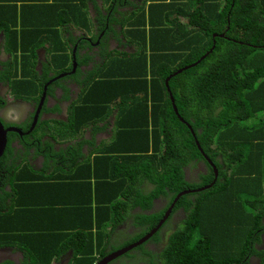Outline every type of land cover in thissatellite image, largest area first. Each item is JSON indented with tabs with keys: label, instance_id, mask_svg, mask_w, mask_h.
<instances>
[{
	"label": "trees",
	"instance_id": "trees-1",
	"mask_svg": "<svg viewBox=\"0 0 264 264\" xmlns=\"http://www.w3.org/2000/svg\"><path fill=\"white\" fill-rule=\"evenodd\" d=\"M196 2L188 26L175 23L150 31L149 69L143 59L149 48H138L121 54L137 57L134 62L104 63L100 78L90 79L92 73H87L80 81L77 105L80 97L89 103L119 98L128 107L111 148L122 152L114 164L128 163L129 156L134 165L128 177L121 175L116 182L119 197L112 206L113 224L106 242L112 229L128 219L136 229L119 234L121 239L114 243L120 246L155 227L163 209L147 211L158 195L171 201L179 191L209 185L179 197L178 208H184L186 217L160 253L146 245L137 248L152 264H264V0ZM128 3L140 8V0ZM130 19L141 23L144 16L135 12ZM131 35L142 44V32L133 30ZM100 55L107 56L103 48ZM198 59L169 78L168 90L166 77ZM81 74L77 69L72 77ZM173 104L188 124L179 120ZM75 111L68 122L51 129L56 133L52 139L80 131L86 122L79 121ZM9 136L10 141L16 133ZM43 146L52 148L51 139ZM12 149L8 144L0 159V167L8 169L0 181L8 178V183L15 177L11 172L15 164L7 162L5 153ZM107 158L98 160L104 159L105 165ZM200 162L205 169L198 178L187 177L186 169ZM0 189L5 196L10 194L2 185ZM155 232L152 238L159 245L162 239L159 230ZM101 255L90 257L91 264ZM50 258L37 257L44 264Z\"/></svg>",
	"mask_w": 264,
	"mask_h": 264
},
{
	"label": "crops",
	"instance_id": "crops-1",
	"mask_svg": "<svg viewBox=\"0 0 264 264\" xmlns=\"http://www.w3.org/2000/svg\"><path fill=\"white\" fill-rule=\"evenodd\" d=\"M14 1L16 5H7L13 6L11 9L0 8V50L11 59L7 65H11L9 69L10 78L14 81L13 89L17 87L22 92L34 91L35 94L40 93L42 81L49 76V72L55 76V73L72 66L70 63L74 50V62L85 64L79 59L78 49L95 47L101 32H113V37L120 41L123 38L124 46H120L124 49L119 51L134 53L138 48H149L143 58L147 66L144 69H149L150 31L175 23H186L188 26L187 17L197 3V0H140V8L137 9L128 3L129 0ZM87 10L89 12L85 13ZM135 12L144 16L143 22L136 23L133 20L131 23L130 18ZM4 13L12 18L19 16V19L9 26L3 19ZM133 30L143 33L144 40H140L142 44L131 35ZM172 38L173 35L169 36V39ZM119 51H113L101 65L96 64L86 73L77 67L82 72L75 78L79 90L80 81L86 79L83 75L92 73L90 79L103 75L104 63L123 65L124 61L131 63L137 58L122 56L124 52ZM3 78H6V74ZM65 89L66 94H70ZM79 102L77 119L87 121L90 128L86 132L92 135L102 132L103 137L96 141L90 140L88 147L83 150L82 144L73 137L82 136L83 128L72 137L52 139L53 146H66L59 152H71L67 157L63 155L68 164L62 159L49 164L46 170L43 167L40 170H21L8 183V198L0 200V233L7 236L3 241L8 242L11 253L30 255L38 264L46 263H41L38 256H51L52 262L68 250V255L74 257L75 261L78 259L73 264H91L90 257L101 255L117 229H112L106 242L105 237L113 224L112 206L119 197L116 182L118 179L121 181V175L128 177L129 168L134 165L132 160L129 163V152L125 153L128 163L114 164L115 158L121 157L122 152L111 148L118 124L128 114V107L119 98L111 99L110 102L89 103L80 97ZM57 121L51 124L52 128L59 125ZM84 151L88 153L87 156L81 153ZM105 155L108 158L104 165V159H98ZM84 256L88 257L85 262Z\"/></svg>",
	"mask_w": 264,
	"mask_h": 264
},
{
	"label": "flooded vegetation",
	"instance_id": "flooded-vegetation-1",
	"mask_svg": "<svg viewBox=\"0 0 264 264\" xmlns=\"http://www.w3.org/2000/svg\"><path fill=\"white\" fill-rule=\"evenodd\" d=\"M104 32H101L99 35V41L95 47H82L78 49L79 59L85 61V64H77L74 62L75 60V50L72 53L73 60L72 66L62 71L61 73H55V76H52V72L48 73V77L43 79L42 83L43 86L40 90L39 94H35L34 91L32 92H22L21 88L13 89V84L7 81L5 74L9 71L11 75L9 67L11 65H7L11 62V59L4 54L0 50V121L4 125L5 128L12 127L15 130H10L7 132V145L13 147L12 150L5 153L7 157L8 163H14L15 168L11 170L15 175L19 173L21 170L26 171L25 168H32V169H42L46 170L45 168L55 162H59L63 159V155L66 157L71 154V152H59L61 148H66V146H43V143H40L41 137L45 135L43 133L39 138H34V133H39V128L44 123H49V128L52 129L51 124L54 123L55 120H58L57 123L62 124V122L66 123L70 120L71 114L77 108V103L75 102V96L79 92V84L77 85L75 82V78L72 77V74L75 73L77 67H79L83 73H86V70L93 68L96 64L101 65L103 61H105L106 56L100 55V50L103 48V53L107 54V56L112 53L113 51L123 50L120 45L124 46V40H117L113 37V32H108L105 37ZM104 35V36H103ZM121 37V35H119ZM100 41L102 42V46L100 45ZM95 44V43H93ZM116 46L115 48H113ZM127 51V50H126ZM125 52V51H119ZM81 86H83L81 84ZM9 87V88H8ZM70 91V94H66V89ZM15 90H19L20 92H13ZM74 94V95H73ZM73 95V96H71ZM57 106L59 110H57ZM76 112V111H75ZM87 122V121H85ZM84 129V133L81 134L82 136H73L76 142L78 140L79 144H82V150L85 147H88L90 140L96 141V139H100L103 137L102 132L97 134H91L90 132H86L89 130L90 126L86 123L81 126V129ZM80 129V130H81ZM10 132L16 133V136L13 137L12 140L9 141L8 137ZM80 132V131H79ZM86 132V133H85ZM49 136V135H48ZM12 138V137H10ZM52 141L51 136L49 137ZM28 140H32L31 146L28 147V152H24V148ZM35 144V146H33ZM4 149V152L7 150ZM55 150L56 152H54ZM3 152V153H4ZM2 153V155H3ZM83 155L87 156V152H81ZM0 156V159L2 158ZM81 156V155H80ZM64 163L68 164L67 159H63ZM29 162V164L27 163ZM205 164L200 162L197 164L196 167L192 168V170L187 169L186 176L194 177V179L198 178L199 172L204 171ZM8 169L0 167V176L6 173ZM15 171V172H14ZM22 171V172H23ZM11 174V173H10ZM9 174V175H10ZM8 181L6 180L0 181V185H2V189L8 190ZM191 181V180H190ZM201 188V187H200ZM196 189L198 188H190L185 190H190L187 193H196L198 192ZM166 190H168L166 188ZM193 190V191H191ZM9 191V190H8ZM183 191V190H182ZM181 191L174 194L173 199L177 194ZM186 194V193H185ZM158 195V197L153 199L152 207L147 213L157 212L163 209L162 216L159 218L157 226L159 227L156 231L159 230L160 238L163 240L160 241L158 245L157 240L152 238L153 233L148 239L149 242L146 244L145 241L142 243L130 248L123 254H119L114 258L108 260L104 264H152L150 263L151 260L148 258L147 255L142 253L141 249H138L137 246L139 245H146L147 249L153 253H160L161 249L167 244V241L170 235L180 227L182 220L186 217L185 210L183 207L178 208L177 200L179 199L180 195L175 201L172 199H164V197ZM8 195H3L0 189V200L7 199ZM6 201V200H5ZM171 216L170 218H168ZM132 219H130L131 221ZM165 223L163 227L162 224ZM154 228V227H153ZM136 229L134 222H129V219L126 223H120L115 230L113 236L109 239L108 243L104 246V255L102 254L94 264H97L99 261L103 263V258H106L109 254H113L116 250L130 245L135 241H138L142 236L138 237L137 240H134L130 243L119 245L114 243V241L119 238V234L121 232H133ZM7 236L0 234V264H38V262H34V258L30 255H20V254H13L10 250L11 247L7 245L8 242L3 241L6 239ZM121 239V237L119 238ZM131 239V237L127 238L126 240ZM119 240L120 243L123 241ZM117 245H119L117 247ZM69 250L64 255H60L54 259V261H50L48 264H73L77 263L76 261H72L70 255H68ZM254 258V257H253ZM255 259V258H254ZM43 262V261H42ZM252 262V257H251Z\"/></svg>",
	"mask_w": 264,
	"mask_h": 264
},
{
	"label": "water",
	"instance_id": "water-1",
	"mask_svg": "<svg viewBox=\"0 0 264 264\" xmlns=\"http://www.w3.org/2000/svg\"><path fill=\"white\" fill-rule=\"evenodd\" d=\"M214 45H212L211 49L208 51L210 52L212 50ZM205 55H203L201 58H203ZM200 59H198L197 61L193 62V63H190L188 65H185L181 68H178L177 70H175L173 73H171L170 75H168L165 79V85L168 89V80L171 76L177 74V73H180L181 71H183L184 69H187L188 67H191L192 65H195L196 63L199 62ZM169 90V89H168ZM169 95H170V99L173 103V97L171 96V92H169ZM173 110L175 111V113L177 114L179 120L183 121V122H186L185 120H183L180 115L178 114L177 112V109H176V106L175 104H173ZM187 123V122H186ZM188 124V123H187ZM188 127H190L188 125ZM10 130H15V128H12V127H8V128H5L4 125L2 124V122L0 121V156L2 155V153L4 152V149H5V146L7 144V132L10 131ZM214 171H215V176L217 174V171L216 169L214 168ZM205 187H209V185L207 186H204V187H201V188H198L196 190H200V189H203ZM190 190H183L181 191L179 194H177L175 196V198L173 199L174 201L182 194H185L187 192H189ZM193 191V190H191ZM159 227V224L157 226H155L154 228H152L148 233H146L145 235H143L138 241H135L134 243L130 244V245H127V246H124L118 250H116L113 254H109L106 258H103V263H101L100 261L97 263V264H104L105 262H107L108 260L114 258L115 256L119 255V254H123L124 252H126L127 250H129L130 248L142 243L143 241H145L146 239H148L156 230L157 228Z\"/></svg>",
	"mask_w": 264,
	"mask_h": 264
},
{
	"label": "rangeland",
	"instance_id": "rangeland-1",
	"mask_svg": "<svg viewBox=\"0 0 264 264\" xmlns=\"http://www.w3.org/2000/svg\"><path fill=\"white\" fill-rule=\"evenodd\" d=\"M14 4V5H16V1H9V0H2V1H0V8H3V7H5V8H8V9H11L13 6H7V5H10V4ZM17 7L19 8V6L17 5ZM89 12V10H87L85 13H88ZM90 15V14H89ZM3 19L6 21V23L9 25V26H11L12 24H14V20L16 19V20H18L19 19V16H16L15 18H12V17H10L9 16V14L8 13H4V16H3ZM150 34H151V32H150ZM144 56L145 55H143V58H144ZM109 59H107V61H108ZM6 79L11 83V84H13L14 83V81L10 78V74H9V71H7V73H6ZM13 92H20L19 90H15V91H13ZM49 126H50V124L49 123H44V124H42L41 126H40V128H39V133L37 132H35V135H34V138H39L43 133H45V135L43 136V137H41L40 139H41V142H43V143H45V142H47V141H49V137H50V135L52 134H56V133H54L50 128H49ZM54 131H55V128H54ZM81 134V133H80ZM49 135V136H48ZM57 137H61V135H57ZM55 145V144H54ZM51 146H53V144L51 143ZM186 171H187V169H186ZM0 232H2V231H0ZM21 233V232H20ZM1 234V233H0ZM19 237V236H18ZM77 241H79V240H77ZM149 242V241H148ZM88 257L87 256H84L83 257V262H85V260L87 259ZM72 261H75V259H74V257L72 258ZM83 262H81V263H83Z\"/></svg>",
	"mask_w": 264,
	"mask_h": 264
}]
</instances>
